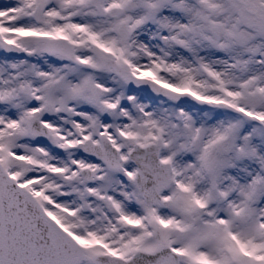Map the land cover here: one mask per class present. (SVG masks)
Returning <instances> with one entry per match:
<instances>
[{"label": "snow or ice", "instance_id": "6c2138e0", "mask_svg": "<svg viewBox=\"0 0 264 264\" xmlns=\"http://www.w3.org/2000/svg\"><path fill=\"white\" fill-rule=\"evenodd\" d=\"M0 264H264V0H0Z\"/></svg>", "mask_w": 264, "mask_h": 264}]
</instances>
